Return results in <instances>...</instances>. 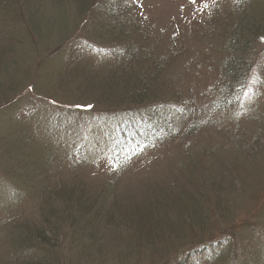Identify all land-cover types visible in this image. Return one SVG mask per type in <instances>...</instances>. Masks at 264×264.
I'll list each match as a JSON object with an SVG mask.
<instances>
[{"label": "trees", "instance_id": "obj_1", "mask_svg": "<svg viewBox=\"0 0 264 264\" xmlns=\"http://www.w3.org/2000/svg\"><path fill=\"white\" fill-rule=\"evenodd\" d=\"M44 1H47L46 5L49 4V7L63 8L71 15L68 24L66 20L64 26L61 24L52 35L44 34L41 28L45 27L44 22L35 17L42 10ZM140 9L141 4L137 0H0V22L1 26L5 27L11 21L21 19V16H28V24L39 40V45L33 47L39 55L40 68L47 71L52 65L60 64L61 68L56 71L58 74L54 83L65 87L70 99H80L78 93L87 98L86 105L70 107L66 103L67 108L63 114L54 113L50 118L60 120L62 125L83 121L82 127H91L95 135L102 134L104 126L110 124V128L104 132L106 135H103L107 139L106 147L100 152L115 163L123 160L132 163L154 150L162 138V142L170 139V133L167 137L164 133L162 135L166 128L161 127L162 132L154 131L157 124H164L161 118L168 116V108L165 106L167 103L173 106L169 116L177 115L176 123L177 126L180 125V132L184 130L183 133L192 135L209 130L210 136L215 134L213 136H218V141L225 142L227 146L221 147L219 143L211 149L190 146L192 151L189 153L192 155L186 156L187 163L179 168L180 173L185 175L187 185L177 182L176 179L170 185V177L164 176L154 185L144 184L146 187L141 191L132 189L130 184H124L122 188L116 180L111 183L112 191L110 182L102 187L95 185L96 188L85 184L83 178L82 180L74 177L71 184H63L53 192L45 188L47 191L43 192L45 197L40 203L43 208L38 212L37 225H33L29 219L21 223L5 219L0 224V240L4 245L0 264H74L77 259V263L82 264L87 256L91 257L89 260L92 262H88L89 264H93L94 259L98 261L110 257H115L114 262L119 261V257L128 258L124 261L133 264L138 262L144 253H157L158 256L159 252H164L185 240L184 234L188 232L191 234L187 238L193 231L198 235L203 234V226L209 221L207 219L211 213L210 203L214 202L219 210H225L243 193V188L234 187L235 179L232 173L235 168L229 166L230 164L217 176L216 172L213 174L210 170L201 178L198 173L209 168L206 165L203 168L201 164L213 152L215 153L212 156L218 161L222 159L219 161L221 166L224 157L229 159L233 155L222 156L221 152L216 151H223L222 148L226 150L227 147L239 143L242 149L247 150L252 149L255 146L253 144H259L258 136L261 130L257 138H253L251 133H248L249 136L242 131L239 125L242 118L249 120L256 112H253V109L244 112L243 99L246 101L249 93L256 91H252V86L247 84L250 80L243 78L246 67L243 70L241 67L245 58L240 59L243 57L240 53L243 51L242 45V49L239 48L240 38H245L249 32L257 37L262 24L248 22L237 15L235 19L232 15L224 18L226 24L223 25V32L231 31L230 35L233 37L229 38L228 45H219V52L210 57L212 65H216L218 80L214 82L217 88L215 87L213 93L215 97L218 94V100L212 99L210 103L205 104L190 98L185 100L178 92L173 78L174 70H177L175 63L182 53L181 48L179 45H170L162 38L155 39L152 36V26L146 25V18ZM18 11H21L22 15H19ZM228 37L229 34L225 40ZM260 37L264 38L261 35ZM48 38L58 40L60 45L50 46V57L47 61H42L41 45L45 44ZM8 39L10 40V37ZM74 40L76 45H72ZM9 45L2 39L0 47L3 50L9 48ZM83 50H86L83 53L87 54L81 55ZM5 57L1 52L0 84L5 90H12L11 87L17 81V78L11 77V74L15 76V66L4 63ZM44 76L41 74L39 81H44ZM239 79L245 84L241 90L236 88V85L242 82ZM39 81L38 76L37 81H32L29 99H43ZM253 84L257 85L255 81ZM27 95L22 92L1 109H14L17 106L20 108V99L26 98ZM1 96V100L5 99ZM46 100L54 106L53 99ZM143 112L146 115L152 113L154 121L145 120ZM90 113L91 115H88ZM258 115L264 119V108ZM110 120H113L112 124L107 122ZM157 120L159 121L155 124ZM94 123L98 127L94 126ZM118 126L122 127L115 128ZM259 129H262L260 125ZM225 132H228V138L224 137ZM50 163L51 160L46 159L43 165ZM40 168L37 166L33 171ZM212 168L214 169L215 165ZM249 172L247 170L246 174ZM229 176L230 180L222 181ZM18 179L21 180L19 175L15 177L16 181ZM254 182L256 183V180ZM3 183L0 182V194L5 195L4 186L9 185ZM135 183L137 182L132 184ZM167 184L169 187H166ZM12 186L11 182L9 189ZM49 192L58 196L60 207L56 214L51 211L52 217L47 219L46 195H50ZM253 230L255 234L251 236L246 234L245 228L240 227L236 236L227 234L223 243L210 247L213 259H216L211 264H241L237 259L236 244H243L246 240L247 244L251 245V240H255L258 245L260 235L264 233V228L260 232ZM196 242L204 241L198 238ZM258 250L250 247L243 252L249 264H264L263 258L253 255V252ZM263 252L261 251V255L264 257ZM195 256L194 252H188L183 264H192L191 260H194Z\"/></svg>", "mask_w": 264, "mask_h": 264}, {"label": "rangeland", "instance_id": "obj_2", "mask_svg": "<svg viewBox=\"0 0 264 264\" xmlns=\"http://www.w3.org/2000/svg\"><path fill=\"white\" fill-rule=\"evenodd\" d=\"M137 1L141 4L140 10L146 18V25L152 26V36L155 39L162 38L168 41L170 45H179L181 48L182 53L175 63L177 70H174L175 77L173 78L176 87H178V92L185 97V100L190 98L195 102L200 101L205 104L210 103L212 99L218 100V94L215 97L213 93L216 87L214 82L218 80L216 65H212L210 57L219 52V47H221L219 45H228L229 38L233 37L230 35L231 31L223 32V25L226 24L224 18L232 15L235 19V15H237L238 18L248 22L263 25L259 28L257 37H254L251 32L246 34L245 38L242 36L239 48H243V51L240 52L243 57L240 59L245 58L241 67L242 70L246 67L243 78L246 81L250 80L247 84L252 86V91H256L250 92L246 101L243 99L244 112L249 109H253V112L256 110V112L250 116L249 120L242 118L239 125L242 127V131L246 134L251 133L253 138H257L260 133L258 136L260 138L259 144L255 143L252 149L247 150L246 148L242 149V145L239 143L227 147L226 150L222 148L223 151H216L221 152L222 156L233 155L229 159L224 157L222 167L220 166L221 162H219L222 159L218 161L212 156L215 153L213 152L201 164L203 168L205 165L209 168L202 169L203 171L198 173L199 178H201L210 170L213 174L216 172L215 175L217 176L224 172L223 169L230 164L229 166L235 168L234 173H232V177L235 179L234 187L243 188V193L233 205L228 206L225 210H219L214 202H212L213 205L210 203L212 214L210 213L207 219L209 221L203 226V234L198 235L193 231V234L187 238L191 234L188 232L184 234L185 240L164 252H159L158 256L157 253H144L138 262L133 263L183 264L188 252H194L196 256L194 260H191L192 264H211L216 259H213L210 247L223 243L227 239V234L236 236L240 227H243L246 229V234L254 236L255 231L253 229L260 232L264 228V119L259 118L258 115L259 111L264 108V38L260 37V35L264 37V0H195V3H192V0ZM46 3L47 1L43 2L42 10L35 17H39L40 22H44L45 27H41L44 34L52 35L61 24L64 26L66 20L68 24L71 15H68L63 8H51ZM205 3L208 5L206 8L203 7ZM18 14L22 15V12L18 11ZM21 17L19 20L11 21L5 27L1 26L0 22V45L2 39L10 44V47L5 50L0 47V53L6 55L3 60L4 63L15 66L13 69L15 76L11 72L10 74L12 78H17L16 84L11 87L12 90H5L0 84V96L5 97V99H0V182H4L3 185H9L4 186L5 195L0 194V224L5 219L13 223L16 221L21 223L29 219L32 220L33 225H37L38 212L43 208L40 206L45 197L43 192L47 191L45 188L53 192L63 184H71L74 177L83 178L86 181L85 184L93 186L99 184V187L110 182L112 191L111 183L116 182V180L122 188H124V184H130L132 189L137 188L140 191L146 187L144 184L154 185L161 181L164 176L170 177V185L174 179L186 184L185 175L180 173L179 168L182 164L187 163L186 156L192 155L189 153L192 151L190 146L205 149H211L217 143L221 144V147L227 146L225 142L218 141L219 138L218 136L215 138V134L210 136L209 130H203L192 135L183 133L184 130L180 132V125L177 126L176 123L177 115L169 116L173 106L167 103L165 106L168 108L166 112L168 116L161 118L164 120L162 126L157 124L159 120L155 122L157 125L154 131L158 133L162 132L160 131L162 130L161 127L166 128L162 135L164 133L167 137L170 133L168 141L162 142V138L154 150L149 151L132 163H129V160L115 163L107 156L101 155L100 151L106 147L105 142L107 141L103 135L104 132H107L105 130L110 128V124L104 126L101 131L102 134L95 135L96 133L92 132L91 127L88 126L86 129L82 127L83 121L62 125L60 120L50 118L54 113L63 114L67 108H65L66 103L70 107L86 105L87 101L85 100L87 98L78 93L80 99H70L67 89L54 83L58 74L56 71L61 68L60 64L52 65L47 71L40 68L39 55L36 54L33 47V45H39V40L28 24V16ZM241 31L244 30L241 29ZM7 33H9L10 40L6 35ZM228 34L229 37L225 40ZM73 43L72 45L77 44L75 40ZM52 45L60 44L58 40L48 38L45 40V44L41 45L43 51L40 58L42 61H47L50 57V46ZM83 52L86 50L81 51V55L87 54ZM17 68L19 69L17 70ZM41 74L45 75L44 81H39ZM37 76L40 83L38 86L42 87L40 94H44L41 101L28 98L29 93L31 94L29 89L32 81H37ZM239 81L242 80L239 79ZM253 81L257 85H254ZM52 85L53 87H51ZM244 85L242 81L236 85V88L241 90ZM218 91L220 90L218 89ZM22 92L28 95L26 98L20 99L22 104L20 108L17 106L14 109H1ZM47 98L53 99L54 106L47 102ZM152 115V113L146 115L143 112L145 120L154 121ZM258 118L260 122L259 120L256 121ZM112 121L107 122L112 124ZM93 125L98 127L96 123ZM259 125L262 129H259ZM120 127L122 126L115 128L119 129ZM227 134L228 132H225L224 137L228 138ZM25 139H29V141ZM33 139L34 142H32ZM26 143H32V145H26ZM31 154L34 156L32 157ZM46 159H50L51 163L43 165ZM214 165L215 168L213 169L212 166ZM37 166L41 168L34 172L33 170ZM247 170L250 171L248 174H246ZM18 175L21 180L16 181L15 177ZM257 175L259 177H256ZM230 179L231 176L222 179V181L226 180L227 182ZM10 180L13 186L9 189ZM134 182L137 183L132 184ZM95 187L97 188V186ZM166 187L169 185L167 184ZM189 187L191 186L189 185ZM191 191L195 190L191 189ZM133 192L136 191L133 190ZM46 196L48 198L46 202L48 210L45 207L44 211L47 210L46 218L48 219L52 217L51 211L56 214L58 207H60V201L58 196L54 194L50 193ZM192 230L197 231V229ZM198 238L204 242L197 243ZM236 246L238 249L237 259L242 262L241 264H249L243 252H246V249L250 247H253L254 250L258 248L259 250L254 251L253 255L256 258L264 259L261 255V251H264V233L260 235L258 245L255 240H251V245H248L245 240L243 244H236ZM3 249V241L0 240V257ZM90 258L87 256L86 261H83L82 264L92 262L89 260ZM114 258L110 257L98 261L94 259L93 264H129V261H124L128 258L119 257L117 262H114ZM77 260L74 261V264H79Z\"/></svg>", "mask_w": 264, "mask_h": 264}, {"label": "snow or ice", "instance_id": "obj_3", "mask_svg": "<svg viewBox=\"0 0 264 264\" xmlns=\"http://www.w3.org/2000/svg\"><path fill=\"white\" fill-rule=\"evenodd\" d=\"M192 3H195V0H192ZM208 5H207V3H205L204 5H203V7H207Z\"/></svg>", "mask_w": 264, "mask_h": 264}]
</instances>
